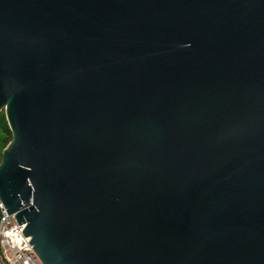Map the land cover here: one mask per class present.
I'll return each mask as SVG.
<instances>
[{
	"label": "water",
	"instance_id": "95a60500",
	"mask_svg": "<svg viewBox=\"0 0 264 264\" xmlns=\"http://www.w3.org/2000/svg\"><path fill=\"white\" fill-rule=\"evenodd\" d=\"M4 110L43 264H264V0H0Z\"/></svg>",
	"mask_w": 264,
	"mask_h": 264
},
{
	"label": "built area",
	"instance_id": "2783aa9c",
	"mask_svg": "<svg viewBox=\"0 0 264 264\" xmlns=\"http://www.w3.org/2000/svg\"><path fill=\"white\" fill-rule=\"evenodd\" d=\"M0 212V264H43L23 234L26 225H19L15 216L8 214L1 200Z\"/></svg>",
	"mask_w": 264,
	"mask_h": 264
},
{
	"label": "trees",
	"instance_id": "16d2710c",
	"mask_svg": "<svg viewBox=\"0 0 264 264\" xmlns=\"http://www.w3.org/2000/svg\"><path fill=\"white\" fill-rule=\"evenodd\" d=\"M13 133L11 131L7 115L5 111L0 112V145L2 148H7L13 142ZM2 162H0V165ZM2 220V214L0 212V224Z\"/></svg>",
	"mask_w": 264,
	"mask_h": 264
},
{
	"label": "rangeland",
	"instance_id": "374dc122",
	"mask_svg": "<svg viewBox=\"0 0 264 264\" xmlns=\"http://www.w3.org/2000/svg\"><path fill=\"white\" fill-rule=\"evenodd\" d=\"M5 111V110H4ZM6 112V111H5ZM9 149V147L7 148H2V146L0 145V162L3 161V155L5 153V151H7Z\"/></svg>",
	"mask_w": 264,
	"mask_h": 264
}]
</instances>
